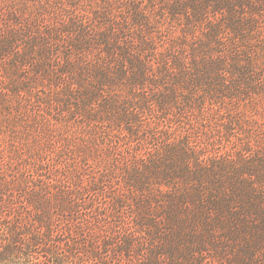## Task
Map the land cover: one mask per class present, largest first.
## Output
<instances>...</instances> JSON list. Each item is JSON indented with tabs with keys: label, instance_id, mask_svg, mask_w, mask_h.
<instances>
[{
	"label": "trees",
	"instance_id": "16d2710c",
	"mask_svg": "<svg viewBox=\"0 0 264 264\" xmlns=\"http://www.w3.org/2000/svg\"><path fill=\"white\" fill-rule=\"evenodd\" d=\"M262 18L0 0V264H264Z\"/></svg>",
	"mask_w": 264,
	"mask_h": 264
},
{
	"label": "rangeland",
	"instance_id": "374dc122",
	"mask_svg": "<svg viewBox=\"0 0 264 264\" xmlns=\"http://www.w3.org/2000/svg\"><path fill=\"white\" fill-rule=\"evenodd\" d=\"M260 23L264 24V18H262V19L260 20ZM261 63H262V62H261ZM227 147L229 148L230 145H227Z\"/></svg>",
	"mask_w": 264,
	"mask_h": 264
}]
</instances>
